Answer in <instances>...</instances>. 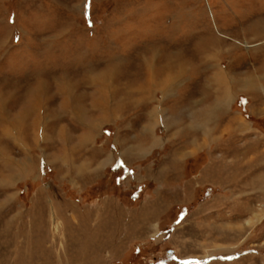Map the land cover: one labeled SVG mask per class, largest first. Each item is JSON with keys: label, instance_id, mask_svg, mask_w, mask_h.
Returning a JSON list of instances; mask_svg holds the SVG:
<instances>
[{"label": "rangeland", "instance_id": "1", "mask_svg": "<svg viewBox=\"0 0 264 264\" xmlns=\"http://www.w3.org/2000/svg\"><path fill=\"white\" fill-rule=\"evenodd\" d=\"M0 264H264V0H0Z\"/></svg>", "mask_w": 264, "mask_h": 264}, {"label": "bare ground", "instance_id": "2", "mask_svg": "<svg viewBox=\"0 0 264 264\" xmlns=\"http://www.w3.org/2000/svg\"><path fill=\"white\" fill-rule=\"evenodd\" d=\"M241 81H237V82H239V83L236 82L237 85L240 86L241 84H243L245 86L244 83L246 81H244V83L241 82ZM209 82L210 83H208V85H207V92L212 90V87L213 88L216 87L215 89H217L218 95L214 96L215 99L224 98L223 100L226 101V99L231 98L232 93H233V91L230 89L231 79H230L229 75L226 72H224L223 70H218L217 72L213 73V77L209 78ZM212 84H213V86H211ZM220 106H223L221 102H220V104L219 103L218 104L214 103V105H208V107H205V108L202 109V111H201V113L199 115H200L201 119H203V121H205L204 124H202V125H204L205 128H208L207 125L211 124L209 122L213 121L214 115L215 114L217 115V110L216 109L219 108ZM205 132L207 134L210 133L208 129H206Z\"/></svg>", "mask_w": 264, "mask_h": 264}]
</instances>
